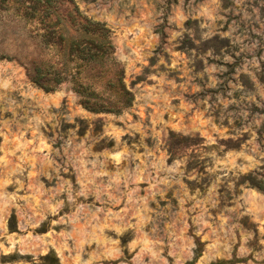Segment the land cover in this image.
Segmentation results:
<instances>
[{
    "label": "rangeland",
    "instance_id": "rangeland-1",
    "mask_svg": "<svg viewBox=\"0 0 264 264\" xmlns=\"http://www.w3.org/2000/svg\"><path fill=\"white\" fill-rule=\"evenodd\" d=\"M74 1L134 99L38 86L60 48L0 13V264H264V0Z\"/></svg>",
    "mask_w": 264,
    "mask_h": 264
},
{
    "label": "trees",
    "instance_id": "trees-1",
    "mask_svg": "<svg viewBox=\"0 0 264 264\" xmlns=\"http://www.w3.org/2000/svg\"><path fill=\"white\" fill-rule=\"evenodd\" d=\"M62 5H67L69 11L60 19ZM11 11L19 23L27 26V33L42 39L50 54H56L55 49L60 48V54L54 55V62L51 59L49 63H33L28 67V75L35 84L46 91H55L72 76L74 91L90 111L120 113L132 105L133 94L124 82L123 70L118 68L116 47L105 24L80 17L74 0H0V13ZM64 18L80 33L67 36L60 28ZM4 58V54L0 55V59ZM94 70L99 73L93 74ZM75 72L84 73L94 81L90 84L80 82ZM181 139L186 137L181 136ZM175 143L172 141L170 145L172 154L177 150L176 146L173 149ZM40 260L43 264H60L54 251L41 256Z\"/></svg>",
    "mask_w": 264,
    "mask_h": 264
}]
</instances>
